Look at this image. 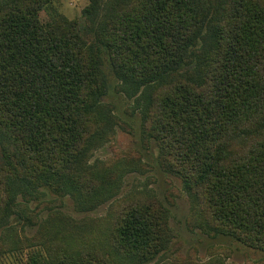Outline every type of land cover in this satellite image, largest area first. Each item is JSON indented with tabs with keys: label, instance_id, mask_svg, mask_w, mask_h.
<instances>
[{
	"label": "trees",
	"instance_id": "trees-1",
	"mask_svg": "<svg viewBox=\"0 0 264 264\" xmlns=\"http://www.w3.org/2000/svg\"><path fill=\"white\" fill-rule=\"evenodd\" d=\"M87 1L93 43L78 20L41 21L54 0H0V257L27 250L21 264H151L171 243L168 209L147 198L118 210L105 234L113 259L103 245L78 251L53 234H5L40 189L79 210L117 193L119 165H85L113 120L101 105V50L116 91L140 102L143 135L190 196L199 227L264 253V0Z\"/></svg>",
	"mask_w": 264,
	"mask_h": 264
},
{
	"label": "rangeland",
	"instance_id": "rangeland-1",
	"mask_svg": "<svg viewBox=\"0 0 264 264\" xmlns=\"http://www.w3.org/2000/svg\"><path fill=\"white\" fill-rule=\"evenodd\" d=\"M87 3V0H54L51 8L40 13V19L45 25L57 14L68 20H78L80 32L93 43V35L84 28L82 11ZM100 56L108 80V93L101 105L113 120L112 127L91 147L85 165L92 170L119 165L122 176L117 193L92 209L79 210L70 196H58L40 189L43 195L38 200L17 208V215H13L4 228L5 234L19 240L32 239L39 234L47 240L53 234L52 240L78 251H100L103 245L105 255L113 259L105 234L118 210L128 200L147 198L158 201L169 211L168 225L173 238L157 260L161 264H208L210 260L221 264H264V253L199 227L190 196L180 180L162 167L156 143L143 135L140 102L116 91L119 82L110 70L107 55L101 50ZM17 201L22 200L18 197ZM27 254V250L6 254L0 257V264H21Z\"/></svg>",
	"mask_w": 264,
	"mask_h": 264
}]
</instances>
